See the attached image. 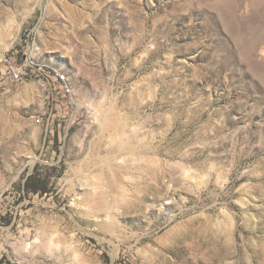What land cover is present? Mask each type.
Here are the masks:
<instances>
[{
	"label": "rangeland",
	"instance_id": "rangeland-1",
	"mask_svg": "<svg viewBox=\"0 0 264 264\" xmlns=\"http://www.w3.org/2000/svg\"><path fill=\"white\" fill-rule=\"evenodd\" d=\"M6 54L0 264H264V0H0Z\"/></svg>",
	"mask_w": 264,
	"mask_h": 264
},
{
	"label": "built area",
	"instance_id": "built-area-1",
	"mask_svg": "<svg viewBox=\"0 0 264 264\" xmlns=\"http://www.w3.org/2000/svg\"><path fill=\"white\" fill-rule=\"evenodd\" d=\"M31 58L26 57L24 63H17L13 55L6 54L0 58V65L5 69V72L12 80H18L25 78L29 75L31 69V64L28 62ZM63 77H61L62 79Z\"/></svg>",
	"mask_w": 264,
	"mask_h": 264
}]
</instances>
